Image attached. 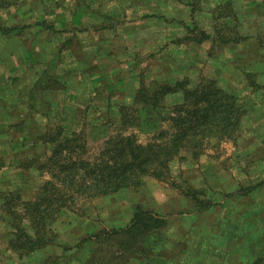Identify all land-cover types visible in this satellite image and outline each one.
I'll use <instances>...</instances> for the list:
<instances>
[{
  "label": "rangeland",
  "instance_id": "obj_1",
  "mask_svg": "<svg viewBox=\"0 0 264 264\" xmlns=\"http://www.w3.org/2000/svg\"><path fill=\"white\" fill-rule=\"evenodd\" d=\"M202 31L210 38H189ZM184 79L214 80L240 99L238 134L211 139L197 158L179 155L164 178L64 211L53 241L20 258L2 205L8 193L34 199L50 175L51 139H69L75 152L87 141L93 155L127 126L146 142L161 121L150 107L129 110L142 82L152 92ZM124 108L139 120L125 123ZM261 181L264 0H17L0 10V264H126L122 237L83 240L126 227L137 209L168 224L129 264H264V185L239 193ZM206 199L214 203L200 210Z\"/></svg>",
  "mask_w": 264,
  "mask_h": 264
},
{
  "label": "trees",
  "instance_id": "obj_2",
  "mask_svg": "<svg viewBox=\"0 0 264 264\" xmlns=\"http://www.w3.org/2000/svg\"><path fill=\"white\" fill-rule=\"evenodd\" d=\"M16 1L0 0V10L9 8ZM189 38L200 42L210 38V34L202 31ZM153 89L149 92L142 82L134 105L128 108L131 110L137 104L150 107L160 118L156 132L146 142H141L133 132H126L127 126L107 136L93 155H89L87 141L77 146V153L70 147L69 139L63 142L51 139L54 145L48 160L50 175L42 181L34 199L24 200L19 194H7L12 199L6 198L2 207L8 218L1 216V219H10L7 223L13 228L14 237L9 246L20 258L53 241L56 234L52 225L64 211L76 209L82 201L137 186L144 176L164 178L170 171L172 160L179 155L184 153L182 157L189 154L197 158L210 145L211 139H232L238 134L242 103L214 80L200 81L192 86L188 79H184L174 85L161 84ZM177 94L180 95L179 101L171 105L165 103L168 97ZM122 113L125 123L127 117L135 121L140 118L137 110L127 113L124 108ZM263 185L264 181H261L239 193L246 195ZM197 203L201 204L200 210H207L214 202L206 199ZM167 224V217L151 210L137 209L126 227L100 228L83 242L90 239L105 242L122 237L117 258L125 256V262L129 264L137 255L148 252V248L153 251L152 246L144 245L146 238ZM136 244L141 245L139 249Z\"/></svg>",
  "mask_w": 264,
  "mask_h": 264
},
{
  "label": "crops",
  "instance_id": "obj_3",
  "mask_svg": "<svg viewBox=\"0 0 264 264\" xmlns=\"http://www.w3.org/2000/svg\"><path fill=\"white\" fill-rule=\"evenodd\" d=\"M252 1H254V0H252Z\"/></svg>",
  "mask_w": 264,
  "mask_h": 264
}]
</instances>
